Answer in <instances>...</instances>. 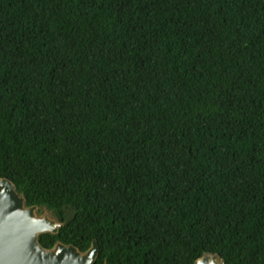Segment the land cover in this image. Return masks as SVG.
Returning <instances> with one entry per match:
<instances>
[{
    "label": "trees",
    "instance_id": "16d2710c",
    "mask_svg": "<svg viewBox=\"0 0 264 264\" xmlns=\"http://www.w3.org/2000/svg\"><path fill=\"white\" fill-rule=\"evenodd\" d=\"M0 177L94 264H264V0H0Z\"/></svg>",
    "mask_w": 264,
    "mask_h": 264
},
{
    "label": "water",
    "instance_id": "95a60500",
    "mask_svg": "<svg viewBox=\"0 0 264 264\" xmlns=\"http://www.w3.org/2000/svg\"><path fill=\"white\" fill-rule=\"evenodd\" d=\"M37 205H26L13 181L0 177V264H94L98 242L93 240L85 251L73 244L56 241L43 247L38 238L42 233H58L62 225L54 213L44 207L38 215ZM53 214L54 216H52ZM194 264H225L218 253L205 252Z\"/></svg>",
    "mask_w": 264,
    "mask_h": 264
},
{
    "label": "rangeland",
    "instance_id": "374dc122",
    "mask_svg": "<svg viewBox=\"0 0 264 264\" xmlns=\"http://www.w3.org/2000/svg\"><path fill=\"white\" fill-rule=\"evenodd\" d=\"M37 214H38V215H44V214H45V209H44V208H42V209H39V208H38V209H37ZM51 215L54 216L55 214H54V215L51 214ZM55 216H56V215H55Z\"/></svg>",
    "mask_w": 264,
    "mask_h": 264
}]
</instances>
